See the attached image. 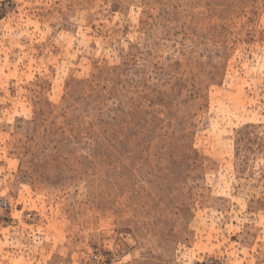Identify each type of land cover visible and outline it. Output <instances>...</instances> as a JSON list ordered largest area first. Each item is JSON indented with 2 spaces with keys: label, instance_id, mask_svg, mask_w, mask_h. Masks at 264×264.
<instances>
[{
  "label": "rangeland",
  "instance_id": "374dc122",
  "mask_svg": "<svg viewBox=\"0 0 264 264\" xmlns=\"http://www.w3.org/2000/svg\"><path fill=\"white\" fill-rule=\"evenodd\" d=\"M0 264H264V0H0Z\"/></svg>",
  "mask_w": 264,
  "mask_h": 264
}]
</instances>
